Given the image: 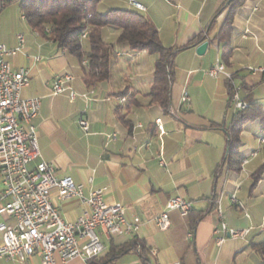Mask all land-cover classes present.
I'll return each instance as SVG.
<instances>
[{
    "label": "crops",
    "instance_id": "crops-1",
    "mask_svg": "<svg viewBox=\"0 0 264 264\" xmlns=\"http://www.w3.org/2000/svg\"><path fill=\"white\" fill-rule=\"evenodd\" d=\"M22 1L11 0L2 10L0 44L16 49L20 45L18 36H24V49L9 61L15 70L29 74L30 84L23 89L22 97L42 101L35 121L40 156L31 168L42 161L50 163L57 178L70 177L85 185L86 194L106 188L108 203L122 204L128 220H142L139 233L133 237L109 240L102 236L106 251L98 261H104L111 247L137 239L149 250L152 264H262L254 246L264 242V173L256 184L254 174L264 165V146L260 144L264 130L260 120L244 127L240 153L250 162L242 164L240 172L224 164L229 150L224 127H230L235 113L228 109L227 80L207 74L221 62L216 37L229 9L217 13L228 7L230 0H137L146 9L141 13L155 25L166 47L185 48L199 35L209 42L202 56L197 53L202 43L178 52L170 112L159 104H150L148 97L156 56L117 44L120 32L105 28L103 39L112 49L110 78L89 87L79 62L31 29ZM111 9L135 10L129 0H103L98 6L99 13ZM232 28L233 54L227 69L244 88L245 97L264 105V74L253 75L248 70L264 67V0H247L241 5ZM67 74L73 76L68 86L78 94L74 101L69 93L52 94L54 80ZM184 91L191 99L188 105L181 102ZM122 92H127L125 98L119 96ZM119 111L126 115L127 124L119 120ZM84 118L90 121L89 132L79 125ZM217 125L222 127L214 128ZM256 139L259 148L253 151L248 142ZM253 153L258 155L251 158ZM3 189L0 177V191ZM233 195L237 203H232ZM175 197L196 202L194 213L182 217L177 211L171 212V225L162 231L154 220ZM217 198L221 199L223 217L215 209L193 230L196 213L210 210V199ZM52 200L67 222L84 215L85 207L77 199L61 200L55 190ZM222 221L236 230L250 229V235L246 239L227 237L218 246L214 230ZM190 233L193 237L189 239ZM0 264H42V260L35 256L26 263ZM57 264L86 263L57 259ZM105 264H142V259L137 249Z\"/></svg>",
    "mask_w": 264,
    "mask_h": 264
},
{
    "label": "built area",
    "instance_id": "built-area-1",
    "mask_svg": "<svg viewBox=\"0 0 264 264\" xmlns=\"http://www.w3.org/2000/svg\"><path fill=\"white\" fill-rule=\"evenodd\" d=\"M9 1L0 0V14ZM129 5L137 11H146L144 6H137V0H129ZM18 40L19 47L12 50L0 44V177L4 184L0 191V262L26 263L39 256L42 264H57V259L62 263L81 259L86 264H95L106 251L102 236L109 240L117 236L133 237L139 233L142 220L134 217L130 221L122 204L108 203L106 188L92 189L86 194L85 185L75 183L70 177L57 178L55 167L50 163L42 161L31 168L32 162L40 156L35 121L42 101L41 98L22 97L23 89L30 84L29 74L22 69L15 70L9 61V57L24 49V36L19 35ZM248 70L253 75L264 74V67H250ZM207 74L227 80L231 86V109L234 113L249 108L233 73L217 62ZM72 81L70 74L57 77L52 84V94L69 93L70 100L74 101L78 94L68 86ZM181 102L186 105L191 102L187 91L182 94ZM79 125L89 132L90 121L87 118L81 119ZM249 162L243 160V166ZM55 190L61 200H79L85 207L84 215L75 222H67L53 203L52 192ZM231 200L237 203L235 195ZM209 202L216 206V212L222 218L221 199H210ZM195 204L181 197L170 199L164 212L154 220L157 227L162 231L168 230L171 212L177 211L182 217H187ZM250 232V229L230 228L223 221L214 230L218 246L227 237L246 239ZM188 237L190 239L193 235L190 233Z\"/></svg>",
    "mask_w": 264,
    "mask_h": 264
},
{
    "label": "trees",
    "instance_id": "trees-1",
    "mask_svg": "<svg viewBox=\"0 0 264 264\" xmlns=\"http://www.w3.org/2000/svg\"><path fill=\"white\" fill-rule=\"evenodd\" d=\"M103 0H23L22 10L31 29L46 39L52 40L58 48L67 50L82 66L85 84L89 87L106 82L110 78L111 46L103 39V30L113 28L120 32L117 44L129 47L133 52H147L157 57L153 74V86L148 94L150 104H159L170 112L172 102V87L176 56L181 50L190 48L206 41L204 35L197 36L182 49L166 47L159 32L151 20L137 10L111 9L106 13H99L98 6ZM247 0H233L228 7H223L217 13L229 9L227 19L219 31L216 39L221 50V63L229 66L232 57L231 37L232 24L238 8ZM87 33L86 39L83 35ZM86 61V65L83 63ZM229 87V107L231 109V86ZM242 88V87H241ZM242 96L249 103V108L233 115L230 127H224L228 137V155L224 164H228L233 171L240 172L243 158L241 157V134L244 127L257 120L261 121L264 130V105L254 103L250 97ZM120 97L125 98L127 92ZM118 118L128 123L126 115L121 111ZM222 126H214L219 128ZM264 173V165L254 174L255 184ZM207 211L197 212L192 221V229L209 212L216 209L214 204ZM194 210L189 214L192 215ZM139 250L142 264H152L148 258L149 250L139 240L122 247H111L104 261L95 264H105L117 261L121 256L131 251ZM264 264V242L254 246Z\"/></svg>",
    "mask_w": 264,
    "mask_h": 264
},
{
    "label": "bare ground",
    "instance_id": "bare-ground-1",
    "mask_svg": "<svg viewBox=\"0 0 264 264\" xmlns=\"http://www.w3.org/2000/svg\"><path fill=\"white\" fill-rule=\"evenodd\" d=\"M137 6H143V5L140 4V3L137 1ZM145 10H146V9H145ZM86 36H87V35H86ZM83 39H84V35H83ZM218 63H219V66H221V67L224 68V69H227V67L225 66V64L221 63L220 61H218ZM83 64L86 65V64H87L86 61H85ZM228 72H229V71H228ZM260 144L264 146V135H262V136L260 137ZM255 155H256V153H253L252 156H251V158L256 157ZM244 160H250V159H244Z\"/></svg>",
    "mask_w": 264,
    "mask_h": 264
},
{
    "label": "water",
    "instance_id": "water-1",
    "mask_svg": "<svg viewBox=\"0 0 264 264\" xmlns=\"http://www.w3.org/2000/svg\"><path fill=\"white\" fill-rule=\"evenodd\" d=\"M232 1H233V0H230V1H229V4H230ZM208 47H209V42H204V43H202L201 45H199V46L197 47V53H198L199 55H201V56L204 55V54L206 53Z\"/></svg>",
    "mask_w": 264,
    "mask_h": 264
},
{
    "label": "rangeland",
    "instance_id": "rangeland-1",
    "mask_svg": "<svg viewBox=\"0 0 264 264\" xmlns=\"http://www.w3.org/2000/svg\"><path fill=\"white\" fill-rule=\"evenodd\" d=\"M248 146H249V148H252L253 151L258 150V148H259V142H258V139H256V140L253 141L252 143H249V142H248ZM241 150H242V142H241L240 152H241Z\"/></svg>",
    "mask_w": 264,
    "mask_h": 264
}]
</instances>
